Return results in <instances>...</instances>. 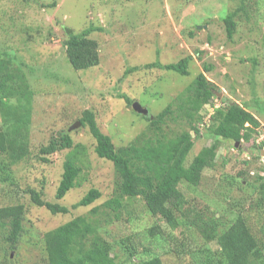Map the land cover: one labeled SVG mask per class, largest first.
<instances>
[{
  "label": "rangeland",
  "instance_id": "obj_1",
  "mask_svg": "<svg viewBox=\"0 0 264 264\" xmlns=\"http://www.w3.org/2000/svg\"><path fill=\"white\" fill-rule=\"evenodd\" d=\"M242 7L229 37L224 19ZM89 27L99 29L88 37L98 43L100 64L74 71L67 61L66 31L80 34ZM0 55L12 60L13 69H21L34 92L30 156L13 166L10 180L0 184V207L25 206L24 230L11 248L7 230L0 228V264H49L45 234L76 217H91L95 208L98 214L91 218L112 244V256L118 262L130 263L126 245L140 252L151 247L163 264H203L196 245L208 254L216 245L206 244L193 229L182 227L175 234L167 229L163 240L156 241L147 232L155 225L165 228V221L147 213L142 201L124 199L117 211L104 207L117 194L114 166L97 156L96 140L88 127L71 128L90 111L117 149L138 137H153L145 118L159 115L173 103L204 71V64L210 67L207 79L217 87L214 106H222L224 100L242 105L261 122L263 131L249 143L220 142L215 166L205 169L200 186H182L191 202L186 208L202 213L203 208L209 213L217 210L224 224L235 212H242L264 245V192L260 189L264 148L257 146L264 143V0H0ZM187 56L192 57L189 76L161 69L129 71L150 63H177ZM121 96L139 103L150 117L135 112ZM214 106L212 111L210 107L201 111L209 125ZM176 114L175 108L162 125L169 137L187 129ZM206 129L201 128L188 162L213 144ZM64 132L74 144L86 148L87 156L82 185L59 201L55 193L69 150L50 156L48 164L39 160V150ZM30 189L68 208L91 189H98L102 197L89 207L52 215L31 203Z\"/></svg>",
  "mask_w": 264,
  "mask_h": 264
},
{
  "label": "trees",
  "instance_id": "obj_2",
  "mask_svg": "<svg viewBox=\"0 0 264 264\" xmlns=\"http://www.w3.org/2000/svg\"><path fill=\"white\" fill-rule=\"evenodd\" d=\"M240 10L243 7L229 13L224 19L229 37L235 31V18ZM93 31L99 29L89 27L80 34L67 36L66 56L74 71L88 70L100 64L98 43L88 37ZM191 62L192 57L187 56L177 63H150L129 71L161 69L189 76ZM12 65L10 58L0 55V184L10 180L13 166L30 156L29 128L34 92L21 69H13ZM203 68L204 71L194 82L159 115H147L150 118L145 119L151 124L153 137H138L125 148L117 149L112 138L99 129L95 115L90 111L84 112L80 122L83 127L89 128L96 140L95 153L100 159L113 164L119 179L116 197L108 200L104 207L117 211L123 206L124 199L142 201L147 213L159 219L162 217L165 221V228L155 225L147 232L149 238L156 241L163 240L167 229L173 234L182 227L193 229L206 244L216 245L211 253L209 250V254L205 248L200 249V245H196L203 264H264V245L242 212H235L228 224H224L217 210L209 213L203 208L202 213L194 208H186L191 202L182 186L189 189L200 186L205 169L215 166L220 142L233 143L235 146L249 143L254 136L258 139L263 131L261 122L242 105L224 100L222 106H214L217 87L206 77L205 73L209 72L210 67L204 64ZM121 97L132 107L133 100ZM211 106L215 107V111L212 116L209 115L212 122L209 125L204 121L201 111L208 107L212 111ZM175 108L177 118L185 121L187 129L169 137L163 132L162 125L166 124L168 116L173 115ZM202 127L207 128V136L213 144L201 149L188 162L196 140L201 137ZM257 146L262 149L264 143ZM64 150H69V153L55 193L59 201L82 185L87 150L80 144H74L68 132L52 139L39 150V160L47 164L50 163V156ZM260 189L264 192V182ZM27 194L34 206L45 208L52 215H66L71 209L89 207L102 197L98 189H91L79 202L68 208L44 200L43 192L35 189H30ZM25 214L23 204L0 207V228L7 230L6 241L11 248L16 247L23 234ZM97 214L98 208H95L90 216ZM91 217H76L45 234L49 264H163L162 259L151 252V247L145 246L140 252L136 247L126 245L123 247L127 249L126 256L130 263L118 262L116 256H112V244L101 235Z\"/></svg>",
  "mask_w": 264,
  "mask_h": 264
},
{
  "label": "water",
  "instance_id": "obj_3",
  "mask_svg": "<svg viewBox=\"0 0 264 264\" xmlns=\"http://www.w3.org/2000/svg\"><path fill=\"white\" fill-rule=\"evenodd\" d=\"M67 34H70L71 33V31L70 30H68L67 29ZM133 110L135 111V112H137L138 114H142V115H144V116H147L148 114H149V112H148V110L147 109H143L141 106H140V104L139 103H133ZM81 125V123H77V124H75L72 128H71V130H73V129H76L77 127H79Z\"/></svg>",
  "mask_w": 264,
  "mask_h": 264
},
{
  "label": "built area",
  "instance_id": "obj_4",
  "mask_svg": "<svg viewBox=\"0 0 264 264\" xmlns=\"http://www.w3.org/2000/svg\"><path fill=\"white\" fill-rule=\"evenodd\" d=\"M261 139H264V136H261Z\"/></svg>",
  "mask_w": 264,
  "mask_h": 264
}]
</instances>
